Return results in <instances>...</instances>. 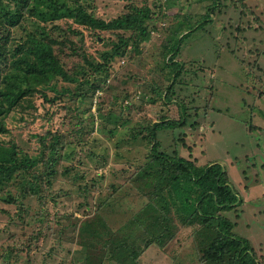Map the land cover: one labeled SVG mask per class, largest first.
<instances>
[{"label": "rangeland", "instance_id": "374dc122", "mask_svg": "<svg viewBox=\"0 0 264 264\" xmlns=\"http://www.w3.org/2000/svg\"><path fill=\"white\" fill-rule=\"evenodd\" d=\"M93 3L96 16L106 21L132 7L152 8L157 14L149 21L151 36L136 46L138 25L127 32L73 26L69 19L55 22L62 27L60 36L72 27L80 32L68 35L71 42L56 45V52L69 73L90 79L96 90L85 85L86 94L76 96L77 84L58 78L60 99L50 103L35 94L6 117L9 131L0 134V142L20 146L22 168H31L40 188L30 198L20 196L21 167L8 175V186H0L21 197L15 202L0 198V264H84V258L98 264L97 254L84 252L90 237L82 229L96 232L102 222L111 228L105 227L96 244L105 264H117L113 248L120 243L130 250L123 255L126 264H207L194 227L175 219L178 227L164 245L149 244L147 235L161 230L149 227L159 174L152 173L150 128L183 116V127L157 131L160 149L198 166H224L244 200L228 214L237 224L234 231L252 242L264 264V0ZM179 13L213 22L179 46L181 73L172 85L174 70L167 68L169 54L164 59L161 44L172 47L182 37L184 31L176 38L168 34L179 21L183 26ZM33 23L25 17L12 28L9 53L28 41ZM122 37L131 38L123 53ZM109 52L118 55L107 65L109 75L101 76L93 69ZM48 90L50 97L59 95ZM57 141L52 156L51 144Z\"/></svg>", "mask_w": 264, "mask_h": 264}, {"label": "trees", "instance_id": "16d2710c", "mask_svg": "<svg viewBox=\"0 0 264 264\" xmlns=\"http://www.w3.org/2000/svg\"><path fill=\"white\" fill-rule=\"evenodd\" d=\"M93 1L0 0V134L9 131L6 125V117L9 113L23 105V101H27L29 97L39 94L43 100L50 103L60 99L62 93L57 91L55 83L58 78H62L66 82L76 83L77 90H81L73 94L76 96L86 94L84 92L85 85H88L90 90H96L94 82L90 79L81 80L78 76L69 73L56 52V45H65L66 41H70L67 38L68 35H78L80 32L72 27V29H68V33L60 36L61 32L59 31L62 30V27L55 22L69 19L73 22V26L127 32L138 25L141 28V33L134 42L135 45L140 46L143 40L147 41L150 38L149 21L152 14H157V11L148 6L132 7L128 12L106 21L96 16ZM178 15L183 17L182 13ZM190 16L183 17V26L179 21L174 28L168 29L170 31L168 34H172L174 38L179 36V32L184 31L182 37L175 39L172 47L166 42L161 44L165 48L163 51L164 59L169 54L165 62L167 68L174 70L171 72L173 76L170 77L172 85L178 80L181 73L182 64L176 60V56L180 52L179 46L195 32H205V28H208L213 22L212 19L208 18L209 23L207 25L206 22H203L204 19L195 20L196 16ZM25 17H30L33 20L34 28L29 34L28 41L24 44L19 43L17 46L20 48L16 52L9 53L13 51L9 48L12 45V28L16 27ZM49 24H53L51 29L48 28ZM52 28L57 30V35ZM162 31L166 33L163 29ZM130 39V37H122L124 40L121 47L122 53L125 52L124 49ZM113 50L118 51V48ZM73 52L74 54L77 53L75 49ZM117 55L112 52L106 53L105 61H102L99 67L95 66L93 71L101 76H108L110 67L107 65ZM48 89L55 90L59 95L50 97ZM62 92L70 91L64 89ZM168 93L169 90H167L166 99ZM75 98L69 96V100H75ZM65 107L67 111L70 108L69 105H65ZM186 123L187 119L183 116L180 122L165 119L153 124L150 128L154 140L152 155L156 168L153 169L152 173L157 172L159 174L156 177L158 178V185L154 189L155 199H153L154 202L149 206L148 211V216L151 215L149 216V227L152 232L158 228L161 230L152 237L147 234L149 244L164 245L168 242L169 237L172 236L173 232L175 233L178 227L177 224H173V221L177 219L181 225L196 229V239L207 264H261L252 242L234 231L237 224L228 216L230 211L239 207L244 200L230 183L224 166L221 163L198 166L194 161L177 153L170 155L160 149L161 144L157 138V131L166 128L176 129L183 127ZM48 134H52V132L46 133L44 138H47ZM179 139L181 138L179 137ZM58 141L51 144L52 156L56 152ZM21 152L20 146L14 142L9 144L0 142V186H8V183L6 185L8 175L12 173L11 175L15 176L19 167L22 168ZM156 164H159L161 168L157 167ZM24 165L25 167L22 168L21 172L20 196L25 199L37 194L40 186L35 182L39 177L35 176L31 168L29 169L26 164ZM21 197L0 190V198L7 201L15 202ZM173 208L174 211L172 212ZM89 225L93 227L91 222ZM105 227L111 229L104 222L96 232L88 227L82 229V234L90 237L89 241L84 242V246H86L84 252L93 251L97 254L98 264H105L99 258L103 253L99 254V249L96 247L100 238L105 234ZM113 250L118 257L117 264H126L127 261H124L123 255L124 252H130V250L125 249L122 243L116 245ZM138 254L139 252L135 250V257ZM88 255L92 256V252ZM89 263L88 258H84V264Z\"/></svg>", "mask_w": 264, "mask_h": 264}]
</instances>
